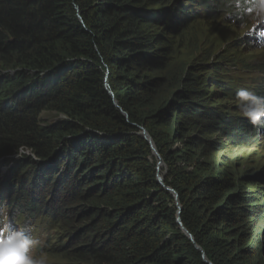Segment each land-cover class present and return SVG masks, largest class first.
<instances>
[{"label": "trees", "instance_id": "1", "mask_svg": "<svg viewBox=\"0 0 264 264\" xmlns=\"http://www.w3.org/2000/svg\"><path fill=\"white\" fill-rule=\"evenodd\" d=\"M167 1L0 0V156L29 150L20 154L27 168L33 156L69 159L66 186L77 194L61 199L70 208L60 251L75 264H205L157 183L143 128L166 165L164 184L178 194L181 224L206 259L264 264V175L247 173L245 182L236 164L215 160L231 134L234 150L260 146L264 117L236 132L227 117L215 126L219 111L204 104L200 73L182 59L186 45L157 34L159 11L146 16ZM208 5L196 3L189 23L200 12L203 23ZM192 46L195 54L200 45ZM205 79L208 90L216 73ZM43 113L63 118L46 124ZM214 130L225 147L211 140Z\"/></svg>", "mask_w": 264, "mask_h": 264}, {"label": "clouds", "instance_id": "2", "mask_svg": "<svg viewBox=\"0 0 264 264\" xmlns=\"http://www.w3.org/2000/svg\"><path fill=\"white\" fill-rule=\"evenodd\" d=\"M194 1L198 3L201 11L207 10L208 8L206 7L210 6L208 5V0H203L204 3L201 0H168L161 5V8H148L146 16L149 21H153L154 12L159 11L157 12L159 13L158 20H154L157 34L161 35L164 39L175 37L177 41L179 37L188 32L186 26L190 25L189 17L194 10ZM227 1L233 3V5H231L232 7H228L230 6L229 4L226 5V3H228ZM239 1L241 3L236 7L234 5V3L237 4L236 0H215V4H212L211 10L208 11L205 21L200 24L203 27H208V21H211V23L217 22L220 24V27L230 28L231 36H235V33L241 29V35L238 39L235 37L233 44L236 49V53L233 54V57L237 55L239 59L227 63L223 60H217V62L214 56L207 55L201 60L202 64H207L205 69L201 72V70L195 67L200 73L198 79L200 78L202 82L201 92L205 96L203 101L204 104L216 108L219 111L215 126L227 117V120L234 125L235 132L244 126L248 118H250L254 126H256L257 123L260 122L261 117L264 116V107H261L264 103V6L261 8L258 7L264 4V0ZM163 5L166 6L163 7ZM224 5H226L225 8L219 9V7ZM180 16L182 18H179ZM199 16L202 15L200 14ZM200 20L201 18L199 17L198 20H195L194 23L191 24H195ZM192 26L196 28L194 25ZM254 39L256 40L255 43ZM198 44L200 45L198 51L195 54L192 53L194 57L201 49L200 47L202 44ZM206 44L207 43L203 42V45ZM185 45L187 50L192 52V44L186 43ZM255 49L258 54H253L251 52V50ZM206 58L207 60H205ZM214 61L217 62V64H213ZM58 70L59 68L54 71V74L59 76L61 73L58 72ZM211 72L216 73L217 77V80L211 83L212 87L221 92L224 91V89L227 90L225 97L231 104H228L225 108L214 106L208 100L209 97L207 93L209 91L205 89L204 84L206 83V74ZM3 74L12 75L14 71L5 70ZM45 75L46 73L41 74L42 77ZM105 85L113 99L114 105L119 108L117 102L114 100L113 94L108 90L107 83ZM23 86L24 84L19 85L16 90H21ZM5 104L6 102L3 100L0 103V108L5 106ZM230 107L234 109L230 110ZM119 110L122 114L125 113L121 109ZM51 115L55 116L53 122L63 118L60 116L57 117L55 114ZM142 129L143 128H141L138 133L141 138H143L141 135ZM215 131L216 130H214L211 137L216 138ZM253 133L251 138L252 141L250 142L251 145L254 144V142L256 143L255 131ZM90 134L100 137L105 136L100 133L90 132ZM147 135L149 136L148 133ZM105 137L109 138L110 136L106 135ZM144 140L146 141V139ZM227 141L232 144L228 146V149H225L224 153H226L227 150L233 149L238 140L234 139V134H231L227 137ZM217 142L225 147L222 136L218 137ZM152 144L157 151L153 142ZM177 145L178 144H174V147ZM247 150H251V148L248 147ZM28 152L29 150H21L19 154L15 152L0 156V264H10L15 260L17 255L18 264H60L57 260H50V256H53L54 248L62 249L61 241L65 238L63 236V224L51 223L48 220V215L49 213H51V215H56V213H61L64 210L67 203H62V197L63 199H67L77 194V190L71 188V185L66 186L67 180L69 183L68 175L70 171L68 166L70 162L66 156L58 160H55L52 156L46 161L38 160L33 156L34 164L31 165L30 168H27L28 164L24 166L20 165L23 160L20 154L24 155L28 154ZM249 153L247 151V154ZM154 156L152 152V157L156 161V168L157 166L163 167L162 179L164 183L166 165L160 155L162 164L158 165L159 160L157 158L155 159ZM18 166L19 169H16ZM156 172V180L159 184V171L156 170ZM161 188L163 187L161 186ZM170 196L174 199L178 214V207L176 204L177 202L180 206L178 194L177 198L173 197L171 194ZM5 201H9L10 203L6 204ZM180 213L181 206L179 219ZM179 227L181 229L180 225ZM43 232L48 233L42 234ZM40 234H42V236L37 240ZM48 234L50 237L47 236ZM66 239L69 240V238ZM41 241L44 243H41ZM37 250H42V255L40 253H34L37 252ZM60 254L64 260H69L71 264H75L71 261V257L66 254V250H62ZM203 262L205 264H211L208 260L207 262L203 260Z\"/></svg>", "mask_w": 264, "mask_h": 264}, {"label": "rangeland", "instance_id": "3", "mask_svg": "<svg viewBox=\"0 0 264 264\" xmlns=\"http://www.w3.org/2000/svg\"><path fill=\"white\" fill-rule=\"evenodd\" d=\"M194 25V24H190ZM187 26L186 29L188 32L184 33L181 37L177 39L178 42L186 44H194L195 46L198 43H201V49L197 53V55L192 54L189 50L185 49L182 52V59L184 61H187L190 63L191 67H197V69L201 70V72L205 69L207 64H202L201 60L205 56H214L215 61L217 60H223L224 62H232L233 60H238L239 57L236 55L233 57V54L236 53V49L234 44V39L241 35V29H239L235 34V36H231L230 28L226 27H220V24L217 22L211 23V21H208L207 26L203 27L202 25H199L195 30L189 31L190 29H193V26ZM196 27V26H195ZM203 42L207 43L206 45H203ZM256 50V49H255ZM255 50H251L253 54ZM192 58V62L189 60ZM213 62V64H217V62ZM196 63V64H193ZM211 64V63H210ZM208 88V100L211 102L214 106L223 107L225 108L228 104H231L229 101L224 99L223 94L221 91L213 89L212 85ZM234 105V104H232ZM234 108L230 107V110H233ZM55 119V116L51 114H43L41 116V120L44 123H50L53 122ZM228 126V122H227ZM216 138L211 137V140L217 141L218 136L215 135ZM257 144H254L251 147V150H247L246 146H243L240 150H227L226 153H220L215 156V160L221 161L222 163H226L235 168L234 164H236L239 168L240 174L243 176V180L245 182H252V179L250 181L248 180L247 173H258L264 172V156L260 153L259 150L254 149ZM247 151L249 154H247ZM264 174V173H262ZM261 187L264 188V182H261ZM250 188H255V186H252ZM264 191V190H263ZM50 260H57L60 264H71L69 260H61L54 258L50 256ZM17 260L15 259L10 264H15Z\"/></svg>", "mask_w": 264, "mask_h": 264}, {"label": "bare ground", "instance_id": "4", "mask_svg": "<svg viewBox=\"0 0 264 264\" xmlns=\"http://www.w3.org/2000/svg\"><path fill=\"white\" fill-rule=\"evenodd\" d=\"M209 1V3H212V4H215V0H208ZM235 1V0H234ZM228 2V4L230 5V7H232L231 5H233V3H229V1H227ZM231 2V1H230ZM236 2H237V4H235L234 3V5L237 7V5H239L241 2L239 1V0H236ZM196 1H194V6H196ZM226 5H227V3H226ZM264 6V4L263 5H260V6H258V7H263ZM200 14H202V12H200L199 13V15ZM198 17H200V16H198ZM204 18H202L201 20H200V23H202V20H203ZM256 42V40L254 39V43ZM254 53L255 54H258L257 53V51L255 50L254 51ZM213 76H214V73H213ZM214 90H215V88H213ZM222 94H223V97H224V99H226V94H227V90L226 89H224V91H222ZM261 107H264V103H263V105L261 106ZM264 116H262L261 118H263ZM249 120H251L250 118H248L246 121V123H245V125H247L248 124V121ZM228 122V121H227ZM261 124V122H259L258 123V125H260ZM228 126L229 127H231L232 125L228 122ZM253 128H255V126H253ZM253 128H251L249 131H248V133H246L245 135H249L250 133H251V130L253 129ZM223 130V129H222ZM231 132H233V128L231 129ZM219 134H221V135H224V134H222L221 132H218ZM226 133H227V131H226ZM218 137H219V135L218 134H216ZM225 136V135H224ZM220 139V138H219ZM254 149H257V150H259L260 151V153L262 154V156H264V141L261 143V145L260 146H258V147H256V148H254ZM261 173H264V172H261ZM264 175V174H263ZM160 180V179H159ZM6 202V204H9L10 202L9 201H5ZM54 215V216H53ZM53 215H51V213H49V215H48V220L51 222V223H58V224H63V222L65 221V219L67 218V208H64V210L61 212V213H56V215L55 214H53ZM61 218L62 219H64V220H61ZM48 232H43L42 234H47ZM184 233V232H183ZM42 234H40L39 236H38V238H37V240L42 236ZM48 237H50L49 236V234L47 235ZM41 243H44L43 241H41ZM44 247V246H43ZM54 250V254H53V256L52 257H54V258H57V259H61V260H64L63 259V257H62V255L60 254V249H58V248H54L53 249ZM34 253H40L41 255H42V253H43V251L42 250H37V252H34ZM17 261L15 262V264H18V255L16 256V258H15ZM71 260H73V256H72V258H71Z\"/></svg>", "mask_w": 264, "mask_h": 264}, {"label": "water", "instance_id": "5", "mask_svg": "<svg viewBox=\"0 0 264 264\" xmlns=\"http://www.w3.org/2000/svg\"><path fill=\"white\" fill-rule=\"evenodd\" d=\"M123 115H124L125 117H127V114H126V113H123ZM141 135H142V137H143L144 139H146V141L151 145V149H152L153 155H155L156 158L159 160V161H158V165H159V164H162V163H161L162 160H161V158H160L158 152H157V151L155 150V148L153 147L152 141H151L150 137L147 135V133L145 132L144 129H142V131H141ZM159 169H160V167L157 166L156 170L159 171ZM158 182H159V184H160V185H161V186H162V187H163L168 193H170L171 195H173V197L177 198V193H176L173 189H171V188H169V187H166V186L164 185V183H163V179H162V180H159V179H158ZM176 204H177V207H178V214H177V222H178V224L181 226V229H182V231L184 232V234L187 236V238L192 242V244L195 246V248H196V249L202 254V258H203V260H204L205 262H207V260L205 259L204 254H203V251L200 249L199 246H197V245L195 244V242H194L192 236H191V235H190V234H189V233H188V232L182 227V224H181L180 219H179L180 206L178 205L177 202H176Z\"/></svg>", "mask_w": 264, "mask_h": 264}]
</instances>
